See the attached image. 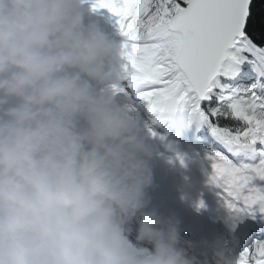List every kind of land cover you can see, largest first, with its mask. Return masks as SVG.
<instances>
[{
    "label": "clouds",
    "instance_id": "1",
    "mask_svg": "<svg viewBox=\"0 0 264 264\" xmlns=\"http://www.w3.org/2000/svg\"><path fill=\"white\" fill-rule=\"evenodd\" d=\"M84 3L0 0V264H209L150 208L152 149L116 99L122 49Z\"/></svg>",
    "mask_w": 264,
    "mask_h": 264
},
{
    "label": "snow or ice",
    "instance_id": "2",
    "mask_svg": "<svg viewBox=\"0 0 264 264\" xmlns=\"http://www.w3.org/2000/svg\"><path fill=\"white\" fill-rule=\"evenodd\" d=\"M91 2L119 18L127 90L157 123L206 130L220 146L208 153L210 182L235 218L264 219V29L250 31L253 0ZM235 264H264V238Z\"/></svg>",
    "mask_w": 264,
    "mask_h": 264
},
{
    "label": "rangeland",
    "instance_id": "3",
    "mask_svg": "<svg viewBox=\"0 0 264 264\" xmlns=\"http://www.w3.org/2000/svg\"><path fill=\"white\" fill-rule=\"evenodd\" d=\"M83 6H87V11L89 15L96 16L97 17V26L99 28L105 29V33L108 37L110 35L112 37H116L117 39H111L114 41L117 45V42H123L124 37L120 33L119 24H118V17H116L114 14L109 12L108 9H106V18L102 16L101 9L93 10L92 2L91 0H85V3ZM88 14H85V18L89 16ZM86 23V22H85ZM119 46V45H118ZM121 87L126 88V82L121 81ZM125 98H121L119 100V104L121 106L128 105L130 103L132 108V115L134 119L136 120V123L138 127H140L141 130H149V129H158L161 133H164L167 135L169 140L176 146L175 148L182 147L183 149L188 148L189 146H192L195 149L190 150L191 152H199V155H201L202 158H204L210 168H208L209 172L213 175V168L212 163L208 158V149L211 146L210 140L205 136L204 129H198L196 125H192L191 127L184 126L186 131H189L191 135L188 137V140L186 141L183 137L182 130H180V127L177 124H172L171 122H163V123H157L156 117L153 113L147 112L149 110V103L141 98H139L134 92L128 91L126 88ZM145 111V112H144ZM177 144V145H176ZM187 146V147H186ZM220 146L217 144L216 148H219ZM186 153H183L185 155ZM235 220H239L235 218ZM240 221H244L243 219H240ZM257 238H264V234L262 236H257ZM254 239L253 236L250 238L251 240ZM256 239V238H255ZM250 243H248L246 246H248ZM226 244V242H224ZM245 246V247H246ZM243 250V249H242ZM241 248L239 249V252L242 251ZM239 252H237L234 256H231L234 260L238 257Z\"/></svg>",
    "mask_w": 264,
    "mask_h": 264
},
{
    "label": "bare ground",
    "instance_id": "4",
    "mask_svg": "<svg viewBox=\"0 0 264 264\" xmlns=\"http://www.w3.org/2000/svg\"><path fill=\"white\" fill-rule=\"evenodd\" d=\"M111 39L119 40L115 36L111 37ZM117 43L119 46H121L123 42L121 41ZM103 89H104V86H100L99 90H103ZM119 94L120 93H118L117 96H119ZM183 127L184 126H181V128ZM188 127H191V126H188ZM182 131H184V129ZM188 132L185 130L183 133L185 136H187L190 133ZM187 140H188V137H187ZM170 141L169 143L164 144V147H166L168 151H170V155H171L172 168H170V170L172 172L177 173L183 179L184 182H187L189 184V186L192 189L193 187H195L199 191V194H198L199 196H202L203 194L205 196L209 195L206 191V188L209 189L210 194L212 192H215V195H218L220 190L214 184L211 185L210 183L211 177H209L210 174L208 173V168L205 166L203 159L200 157L201 155L200 156L198 155L199 152L198 153L194 151L191 152L190 150L195 149L192 146H189L188 148H185V149H183L182 147H178L175 149L176 146L174 147ZM151 149L155 150L154 147H151ZM177 151H180V153ZM183 153H186V154L183 155ZM178 156L183 158V163H181V160L178 158ZM214 203H217L219 208H225V209L227 208L222 197L215 196ZM232 214L233 212L227 208L226 211L222 212V216H225L222 219H226V221L230 223L232 220V216H233ZM132 227L136 230V228L138 227V224L135 221H133ZM189 234L190 233H188V230L181 233L183 239L185 240H187ZM210 257H213V255L211 254Z\"/></svg>",
    "mask_w": 264,
    "mask_h": 264
},
{
    "label": "trees",
    "instance_id": "5",
    "mask_svg": "<svg viewBox=\"0 0 264 264\" xmlns=\"http://www.w3.org/2000/svg\"><path fill=\"white\" fill-rule=\"evenodd\" d=\"M84 7L85 14L88 13L87 7ZM101 14L106 18V9H101ZM89 15V14H88ZM90 23L97 25V17L89 15ZM261 28L264 29V0H253V16L250 31L252 34L259 39Z\"/></svg>",
    "mask_w": 264,
    "mask_h": 264
}]
</instances>
